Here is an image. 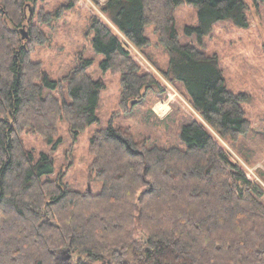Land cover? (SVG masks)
<instances>
[{
    "label": "trees",
    "instance_id": "1",
    "mask_svg": "<svg viewBox=\"0 0 264 264\" xmlns=\"http://www.w3.org/2000/svg\"><path fill=\"white\" fill-rule=\"evenodd\" d=\"M38 1L0 0V264H56L64 251L77 257L72 264H264V188L212 134L237 141L252 128L242 107L247 96L227 88L216 55L180 42L174 15L180 6L196 9L187 34H208L227 19L247 27L245 0H107L99 9L108 22L89 17L101 70L120 77L123 112L149 89L167 91L131 49L145 54L153 25L168 54L160 75L181 84L202 120L182 126L185 148L148 146L121 125L94 131L88 151L98 194L69 189L60 173L51 179L52 157L35 159L24 145V133L50 144L60 120L75 139L97 121L105 88L86 70L92 60L78 58L64 78L70 101L43 94L55 82L30 59L47 42L39 24L77 0L52 13L37 9Z\"/></svg>",
    "mask_w": 264,
    "mask_h": 264
},
{
    "label": "rangeland",
    "instance_id": "2",
    "mask_svg": "<svg viewBox=\"0 0 264 264\" xmlns=\"http://www.w3.org/2000/svg\"><path fill=\"white\" fill-rule=\"evenodd\" d=\"M69 1L42 0L38 1L36 7L52 13L68 5ZM103 2L104 0H77L75 6L63 10L61 17L49 25L39 24L47 42L37 45L30 56L33 62L41 64L42 69L55 82L52 87L45 86L43 94H51L61 102L70 101L64 78L75 66L76 59L92 60L86 68L88 74L94 80L101 79L105 85L96 109L97 121L73 139L67 123L60 120L58 135L50 144L30 133L23 135L26 149L35 159L41 154L52 157L54 169L49 176L51 179H55L60 173L69 189L78 192H87L89 189L92 194H98L102 186L90 169L92 157L88 146L94 131L109 125H121L130 128L134 137L145 140L148 146L185 148L180 137L182 126L192 118L202 121L190 105L181 84H170L160 75L158 68L166 69L168 54L158 44L153 25L145 30V35L150 40L145 54L134 47L131 49L138 61L143 62V69L156 75L167 91L158 93L153 88L149 89L142 101L129 108V113L122 111L120 77L101 70L99 63L103 56L96 54L91 47L94 34L89 28V17L96 14L108 22L99 9ZM245 5L247 27H240L227 19L215 23L211 32L203 35L196 31L187 34L185 31L186 28L196 27L197 11L194 7H177L174 15L180 42L193 44L206 54L216 55L227 88L247 96L242 107L252 128L237 141L229 138L223 140L213 132L212 134L244 171L264 188V3L256 5L252 0H245ZM29 14L27 9V18ZM23 27L26 32V26L23 25L21 29ZM23 41L26 44V40ZM166 105L170 108L167 114L161 112ZM137 237L138 240L143 239L140 234ZM76 258L64 251L58 255L56 264H72ZM95 264L110 263L106 258Z\"/></svg>",
    "mask_w": 264,
    "mask_h": 264
},
{
    "label": "water",
    "instance_id": "3",
    "mask_svg": "<svg viewBox=\"0 0 264 264\" xmlns=\"http://www.w3.org/2000/svg\"><path fill=\"white\" fill-rule=\"evenodd\" d=\"M29 9H30V6H29ZM29 13H30V14H29V16H28V19L30 20V19H31V14H32V12L30 11ZM20 33H21V38H22V40H27L28 35H27V33L24 31V27H23L22 29H20ZM24 46H25V45H24ZM87 192H88V193H91L89 189L87 190Z\"/></svg>",
    "mask_w": 264,
    "mask_h": 264
},
{
    "label": "built area",
    "instance_id": "4",
    "mask_svg": "<svg viewBox=\"0 0 264 264\" xmlns=\"http://www.w3.org/2000/svg\"><path fill=\"white\" fill-rule=\"evenodd\" d=\"M105 1H107V0H104L103 3H105ZM169 110H170V108L166 105L163 107V109H161V112L167 114Z\"/></svg>",
    "mask_w": 264,
    "mask_h": 264
}]
</instances>
